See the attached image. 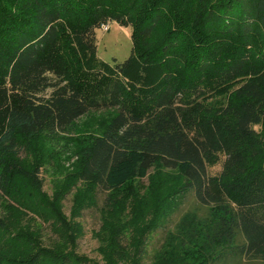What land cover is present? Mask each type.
Wrapping results in <instances>:
<instances>
[{"label":"trees","instance_id":"obj_1","mask_svg":"<svg viewBox=\"0 0 264 264\" xmlns=\"http://www.w3.org/2000/svg\"><path fill=\"white\" fill-rule=\"evenodd\" d=\"M113 21L132 27L124 62L98 54L96 31ZM102 110L114 114L77 171L94 203L156 164L182 176L132 250L120 223L112 228L105 264H143L148 235L189 195L209 220L188 211L152 264L264 261V0H0V189L10 191L21 138L65 132ZM30 246L8 261L91 264Z\"/></svg>","mask_w":264,"mask_h":264},{"label":"rangeland","instance_id":"obj_2","mask_svg":"<svg viewBox=\"0 0 264 264\" xmlns=\"http://www.w3.org/2000/svg\"><path fill=\"white\" fill-rule=\"evenodd\" d=\"M131 34L132 27L115 21L97 29L100 58L124 62L132 53ZM113 114L111 110L92 112L65 132L19 140L22 150L13 158L17 169L10 191L0 189V217L8 224L7 230L0 233V256L5 257L2 248L10 247L6 264H13L8 259L19 255V251L30 250L31 243L53 251L75 253L91 264H105L102 251L115 232L113 227L120 223L122 244L132 250L138 233L157 207L164 209L170 205L169 196L182 182V176L160 164L154 165L145 179L132 180L109 195V201L100 194L94 203L93 186L82 182L77 175L80 151L103 133ZM255 128L262 129L260 125ZM221 170L222 161L209 166L212 175ZM175 206L168 212L167 224L148 235L143 264H152L166 233L175 230L188 211L198 214L205 222L210 218L208 208L192 195L178 208ZM25 237H32V242L28 243ZM213 264H264V261L228 257Z\"/></svg>","mask_w":264,"mask_h":264}]
</instances>
